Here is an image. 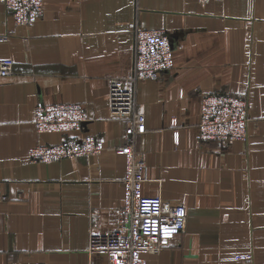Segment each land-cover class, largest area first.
<instances>
[{
  "label": "crops",
  "instance_id": "0c3cea01",
  "mask_svg": "<svg viewBox=\"0 0 264 264\" xmlns=\"http://www.w3.org/2000/svg\"><path fill=\"white\" fill-rule=\"evenodd\" d=\"M172 34L173 68L141 81L136 110L147 131L136 150L145 195L181 204L184 231L148 264H264V0H44L32 26L0 5V264H108L88 252L125 205V119L109 109V80L129 72L133 29ZM249 102L248 139L202 140L206 94ZM77 103L87 122L38 133L37 104ZM92 135L100 154L34 162L36 145ZM251 255L250 260L238 259Z\"/></svg>",
  "mask_w": 264,
  "mask_h": 264
},
{
  "label": "built area",
  "instance_id": "2783aa9c",
  "mask_svg": "<svg viewBox=\"0 0 264 264\" xmlns=\"http://www.w3.org/2000/svg\"><path fill=\"white\" fill-rule=\"evenodd\" d=\"M14 23L32 26L42 16L44 0H0ZM132 66L127 74L109 80V109L113 117L125 119L123 142L117 152L126 159L125 205L120 210L112 230L93 234L88 252L105 255L108 264H148L147 254H158L170 241L185 230L186 209L160 195H145L146 162L135 147L136 137L147 131L145 114L136 110L139 82L158 78L173 68L174 44L172 34L164 29H145L136 24L133 29ZM6 37L0 36V41ZM14 73L11 59L0 60V76ZM85 107L77 103L37 104L34 125L38 133L63 132L80 129L87 122ZM249 102L242 96L224 93L206 94L196 124L202 140L224 144L247 141ZM104 142L92 135L68 137L55 145H36L30 159L53 162L100 154ZM238 259L250 260L251 255Z\"/></svg>",
  "mask_w": 264,
  "mask_h": 264
}]
</instances>
